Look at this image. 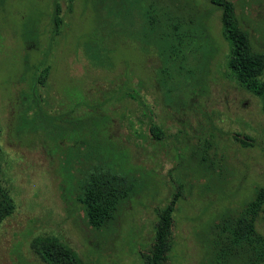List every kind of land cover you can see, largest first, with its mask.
<instances>
[{"label":"rangeland","instance_id":"374dc122","mask_svg":"<svg viewBox=\"0 0 264 264\" xmlns=\"http://www.w3.org/2000/svg\"><path fill=\"white\" fill-rule=\"evenodd\" d=\"M57 1L62 23L52 34V0H0V184L14 205L0 223V264H48L41 256L51 243L78 264H146L174 190L163 264H240L223 259L214 226L264 186V101L228 69L219 11L156 0L154 30L176 25L185 36L171 58L156 35L142 37L140 6L150 0ZM229 1L251 48L264 53V0ZM42 70L44 83L34 84ZM91 117L137 185L98 231L76 198L85 166L73 164L72 179L66 172L68 148L87 139L78 123ZM255 229L264 237V207Z\"/></svg>","mask_w":264,"mask_h":264},{"label":"trees","instance_id":"16d2710c","mask_svg":"<svg viewBox=\"0 0 264 264\" xmlns=\"http://www.w3.org/2000/svg\"><path fill=\"white\" fill-rule=\"evenodd\" d=\"M68 1L71 2V0ZM189 1H183L188 9ZM201 1L219 11L220 33L227 44L226 65L228 69L245 90L261 97L264 101V84L259 81L264 70V53L251 48L249 35L241 27L234 13L233 3L229 0ZM135 2H140V0ZM165 2L177 3L178 0H165ZM118 5L120 6L119 2ZM145 5L140 6L145 17L142 37L156 35L157 41L162 43L159 45L161 52L167 51L171 58L180 55L181 43L185 36L177 31L176 25L172 26L170 33H163L158 25L155 31L153 20L147 16L151 12L156 13V0H150ZM50 10V32L57 34L62 23L57 0H52ZM196 16H199L197 19L200 23L202 15ZM29 34L31 35V33ZM30 35H27L26 38L30 39ZM45 77L46 70H42L34 78V84H43ZM95 118L91 117L87 120L88 123L81 121L78 123V126L86 129V131L78 132L79 137L81 134H85L87 139L80 140L73 152L68 148L66 172L69 179H72L73 176L69 169L76 170L74 165L77 164L85 166L80 177L75 179L76 198L86 224L98 231L114 221L121 206L136 193L137 185L131 171L123 167V161L116 152L115 145L105 140L100 134L99 129L102 122L99 117ZM91 127H93L91 130L93 132H89V137L85 132H88L87 130ZM148 132L153 139L160 140V132L152 122L148 125ZM235 140L240 144H245L241 139L236 138ZM81 150L83 151L80 152ZM179 197V191L174 190L163 208L158 211L153 243L149 254L145 257L146 264H163L166 259L171 216ZM263 207L264 186L255 189L253 197L243 204L238 213L223 219L214 226L216 234L222 242L220 252L223 259L229 257L232 262L240 264H262L264 262V237L255 229L256 219ZM13 210L14 205L7 191L0 184V223L9 217ZM41 258L48 264H78L71 250L61 244L51 243L49 248H44Z\"/></svg>","mask_w":264,"mask_h":264}]
</instances>
